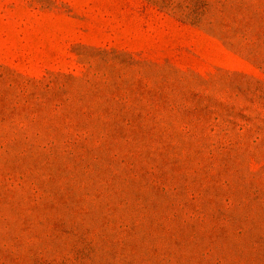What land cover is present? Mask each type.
Returning a JSON list of instances; mask_svg holds the SVG:
<instances>
[{"label":"rangeland","instance_id":"374dc122","mask_svg":"<svg viewBox=\"0 0 264 264\" xmlns=\"http://www.w3.org/2000/svg\"><path fill=\"white\" fill-rule=\"evenodd\" d=\"M158 1L0 0V264H264V0Z\"/></svg>","mask_w":264,"mask_h":264},{"label":"trees","instance_id":"16d2710c","mask_svg":"<svg viewBox=\"0 0 264 264\" xmlns=\"http://www.w3.org/2000/svg\"><path fill=\"white\" fill-rule=\"evenodd\" d=\"M158 3H160L162 6H164V7H167V6H169L170 5V3L167 1V0H159L158 1ZM197 10L195 9V10H193V11H190V13L189 14H184V13H181V14H184L183 16V18H189V16H192V20H194V18H197L196 20H199V18H198V15L201 13V12H199V13H197L196 12ZM193 12V13H192ZM195 12V13H194Z\"/></svg>","mask_w":264,"mask_h":264}]
</instances>
